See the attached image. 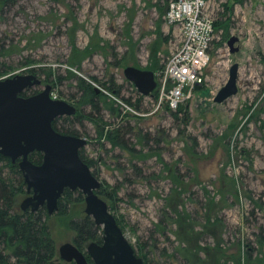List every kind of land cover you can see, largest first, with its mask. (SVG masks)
Returning <instances> with one entry per match:
<instances>
[{"label":"rangeland","instance_id":"1","mask_svg":"<svg viewBox=\"0 0 264 264\" xmlns=\"http://www.w3.org/2000/svg\"><path fill=\"white\" fill-rule=\"evenodd\" d=\"M170 1L0 0V80L53 73L29 94L51 85L53 99L77 107L59 125L88 140L81 151L101 197L149 264L209 260L218 247L224 264H264V0H212L220 39L203 82L177 111L160 103L159 91L140 94L124 74L130 66L157 74L168 62L176 43L164 20ZM235 64L238 93L218 103ZM79 78L108 105L81 103ZM100 127L106 135L121 127L130 149L101 137ZM85 208L74 202L67 216L48 219L57 250L74 243L70 222L87 216Z\"/></svg>","mask_w":264,"mask_h":264},{"label":"water","instance_id":"2","mask_svg":"<svg viewBox=\"0 0 264 264\" xmlns=\"http://www.w3.org/2000/svg\"><path fill=\"white\" fill-rule=\"evenodd\" d=\"M240 45L237 36L229 41L233 51ZM238 72L239 65H233L229 81L218 93L216 102L222 103L238 93ZM124 74L143 96L152 95L158 88L154 71L130 66ZM42 84L35 74L0 80V155L18 162L23 174L28 194L20 204L21 210L36 213L46 207L48 215L53 216L59 210L64 192L79 190L85 197L86 215L103 229L102 243L92 242L87 247L93 264H145L108 203L97 194L102 182L80 154L88 140L61 134L53 126L61 117L75 116L77 107L53 99L51 85L37 95L23 96L27 89ZM96 92L100 89L96 88ZM35 152L43 154L41 164L30 160ZM58 253L65 263L90 264L85 252L74 243L61 245Z\"/></svg>","mask_w":264,"mask_h":264},{"label":"trees","instance_id":"3","mask_svg":"<svg viewBox=\"0 0 264 264\" xmlns=\"http://www.w3.org/2000/svg\"><path fill=\"white\" fill-rule=\"evenodd\" d=\"M165 12L166 10H164V8L160 9L162 15H164ZM3 55L4 51L0 50V58ZM158 66L159 64L156 62L152 65L151 69H158ZM35 71L36 70H33V72ZM2 74L3 72L0 71V75ZM52 79L53 73L50 71V73L47 74L46 79L43 81L48 83L51 82ZM78 82L83 93V100L81 103L90 104L94 111L100 110V104H98V101L101 99H103L101 101L104 104L108 105L109 98L106 95L102 96L101 94H98L95 90V86L91 82L84 78H79ZM110 90L113 94L120 95V91L116 92L113 89ZM29 91L30 89H27L23 93V96H33V94H29ZM126 101L131 104L129 100ZM111 109L115 111L114 108ZM53 126L56 131L61 134L77 136L75 130L65 129L60 126L59 119L54 121ZM100 136L108 139L110 143L116 147L118 146L125 150L130 149L125 140L126 137H124V134L122 133L121 127L116 128L111 132L109 131L107 135L105 134V130L100 127ZM80 154L84 162L92 168V162L85 157L84 152L81 151ZM30 160L35 164H41L43 161V154L35 152L30 156ZM93 174L95 175V173ZM27 194V185L25 184L18 162L13 163L11 159L0 155V264H64L59 257L56 244L52 238L51 230L47 223L51 216L48 215L46 207H42L36 213L31 211L23 212L19 209L18 204L21 197ZM97 194L101 197L100 190L97 191ZM74 202H85L84 195L79 190H66L59 200L58 214L61 216H67L70 205ZM111 208L112 207L110 206V210H112ZM217 220H215V222H217ZM179 222L182 224L184 223L182 221ZM214 224L215 223L212 225ZM70 228L75 231L74 244L82 251H84L92 242L101 244L103 241V229L97 226L94 220L89 216H85L79 220H72L70 222ZM260 243L262 246L264 245L263 241ZM206 251L209 257L210 251ZM213 251L215 254L210 255L209 260H206V258L203 259L198 254H193L194 262L192 264H224L221 262L223 257H220L223 253L225 254L223 249L218 247L217 251ZM181 252L184 254L187 261H189L190 258L186 255L188 253L186 249H182ZM136 254H138L137 251ZM217 255H219V258ZM248 255V260H251L252 255L249 253ZM86 256L90 264H93L87 253ZM138 256L144 259L145 264H149L146 256L143 257L140 254H138ZM238 260L241 264V258Z\"/></svg>","mask_w":264,"mask_h":264},{"label":"built area","instance_id":"4","mask_svg":"<svg viewBox=\"0 0 264 264\" xmlns=\"http://www.w3.org/2000/svg\"><path fill=\"white\" fill-rule=\"evenodd\" d=\"M164 20L173 30L175 50L156 75L159 99L177 111L188 101L211 61V50L220 39L212 0H171Z\"/></svg>","mask_w":264,"mask_h":264},{"label":"flooded vegetation","instance_id":"5","mask_svg":"<svg viewBox=\"0 0 264 264\" xmlns=\"http://www.w3.org/2000/svg\"><path fill=\"white\" fill-rule=\"evenodd\" d=\"M87 249V248H86ZM83 252H85V251H83ZM85 254H86V252H85Z\"/></svg>","mask_w":264,"mask_h":264},{"label":"bare ground","instance_id":"6","mask_svg":"<svg viewBox=\"0 0 264 264\" xmlns=\"http://www.w3.org/2000/svg\"><path fill=\"white\" fill-rule=\"evenodd\" d=\"M139 109V108H138ZM114 114V113H113ZM110 125V124H109Z\"/></svg>","mask_w":264,"mask_h":264}]
</instances>
